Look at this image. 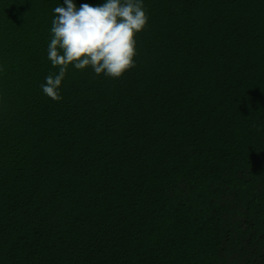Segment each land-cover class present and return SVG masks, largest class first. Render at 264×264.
Returning <instances> with one entry per match:
<instances>
[{
  "label": "trees",
  "instance_id": "1",
  "mask_svg": "<svg viewBox=\"0 0 264 264\" xmlns=\"http://www.w3.org/2000/svg\"><path fill=\"white\" fill-rule=\"evenodd\" d=\"M62 4L0 0V264H264V0H144L137 66L54 101Z\"/></svg>",
  "mask_w": 264,
  "mask_h": 264
},
{
  "label": "clouds",
  "instance_id": "2",
  "mask_svg": "<svg viewBox=\"0 0 264 264\" xmlns=\"http://www.w3.org/2000/svg\"><path fill=\"white\" fill-rule=\"evenodd\" d=\"M53 13L47 58L58 72H50L40 85L47 97L63 99L61 85L69 66L81 71L90 67L96 75L113 79L137 66L136 37L150 19L144 0H105L79 7L73 0H63Z\"/></svg>",
  "mask_w": 264,
  "mask_h": 264
}]
</instances>
